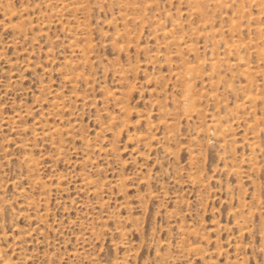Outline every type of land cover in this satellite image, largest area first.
Listing matches in <instances>:
<instances>
[{
	"label": "rangeland",
	"instance_id": "1",
	"mask_svg": "<svg viewBox=\"0 0 264 264\" xmlns=\"http://www.w3.org/2000/svg\"><path fill=\"white\" fill-rule=\"evenodd\" d=\"M0 264H264V0H0Z\"/></svg>",
	"mask_w": 264,
	"mask_h": 264
},
{
	"label": "bare ground",
	"instance_id": "2",
	"mask_svg": "<svg viewBox=\"0 0 264 264\" xmlns=\"http://www.w3.org/2000/svg\"><path fill=\"white\" fill-rule=\"evenodd\" d=\"M63 7V6H62ZM184 76V75H183ZM249 102V101H248Z\"/></svg>",
	"mask_w": 264,
	"mask_h": 264
}]
</instances>
